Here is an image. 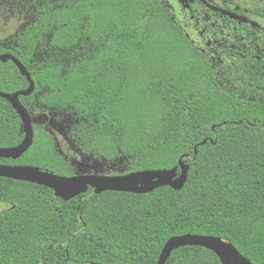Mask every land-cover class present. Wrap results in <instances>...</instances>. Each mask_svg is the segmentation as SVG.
<instances>
[{
	"label": "trees",
	"instance_id": "16d2710c",
	"mask_svg": "<svg viewBox=\"0 0 264 264\" xmlns=\"http://www.w3.org/2000/svg\"><path fill=\"white\" fill-rule=\"evenodd\" d=\"M23 18L0 39L35 83L20 97L64 114L85 156L122 163L125 173L188 165L179 191H106L69 201L48 188L0 177V264H157L165 243L184 234L220 237L264 264V46L200 51L165 0H6ZM264 17V7L256 13ZM253 40V39H252ZM0 62V92L27 89ZM0 98V148L24 138ZM0 164L61 176L74 170L48 132ZM206 141L204 144H202ZM212 141V142H210ZM196 149V155L194 151ZM180 172L178 168V173ZM166 264H221L201 247L174 250Z\"/></svg>",
	"mask_w": 264,
	"mask_h": 264
},
{
	"label": "water",
	"instance_id": "95a60500",
	"mask_svg": "<svg viewBox=\"0 0 264 264\" xmlns=\"http://www.w3.org/2000/svg\"><path fill=\"white\" fill-rule=\"evenodd\" d=\"M8 61H11L17 67L20 74L28 81V87L25 90L10 94L0 92V98L9 101L20 117L22 123L21 130L24 133V138L18 145L10 148H0V159L16 160L33 143L34 119H32L29 111L21 104L19 98L31 95L35 89V83L24 65L15 56L9 53L0 54V62L6 63ZM196 153L195 149L194 154L196 155ZM178 168L180 170L179 173ZM188 168V165L179 161L178 167L167 170L136 171L115 176L99 174L61 176L41 170L35 166L0 164V177L33 183L48 188L53 191L55 197L69 201L86 193L89 189L93 190L95 194L106 191L146 194L160 187H170L173 190L179 191L186 182ZM193 246L211 251L218 257L221 264H253L232 243L224 241L220 237L197 234H184L171 237L163 246L157 264H166L174 250L181 247Z\"/></svg>",
	"mask_w": 264,
	"mask_h": 264
},
{
	"label": "flooded vegetation",
	"instance_id": "af4514ba",
	"mask_svg": "<svg viewBox=\"0 0 264 264\" xmlns=\"http://www.w3.org/2000/svg\"><path fill=\"white\" fill-rule=\"evenodd\" d=\"M165 1L183 30L186 31V35L191 37L196 48L202 52L221 50L213 45L217 43L218 37H221L228 46L227 51H259L255 38L259 39L260 46H264V17L255 14L256 8L264 7V0ZM32 119H34L33 116ZM51 123V121H44L42 124L33 122V127L41 126L49 133L46 124L51 125ZM121 174L127 173L124 170L122 173H109V176Z\"/></svg>",
	"mask_w": 264,
	"mask_h": 264
},
{
	"label": "rangeland",
	"instance_id": "374dc122",
	"mask_svg": "<svg viewBox=\"0 0 264 264\" xmlns=\"http://www.w3.org/2000/svg\"><path fill=\"white\" fill-rule=\"evenodd\" d=\"M181 17L180 15H178ZM23 18L16 8L7 3L6 0H0V39H7L21 28ZM31 115L34 117V123L42 124L44 121H51L48 125L49 133L55 143L57 151L68 160L73 168L74 174H105L122 173L125 168L122 163L107 162L104 159H92L85 156L75 143L70 134V128L74 124L71 117L58 114L43 107L36 106ZM7 208L0 204V212Z\"/></svg>",
	"mask_w": 264,
	"mask_h": 264
}]
</instances>
